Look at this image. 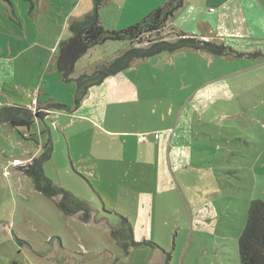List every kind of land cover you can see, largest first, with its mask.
Wrapping results in <instances>:
<instances>
[{"label":"rangeland","instance_id":"obj_1","mask_svg":"<svg viewBox=\"0 0 264 264\" xmlns=\"http://www.w3.org/2000/svg\"><path fill=\"white\" fill-rule=\"evenodd\" d=\"M119 1L106 5L108 29L140 23L152 7ZM94 10V0L0 3V103H32L46 117L30 132L0 126V264H240L249 205L264 201V52L256 51L264 42L224 29L243 56L136 61L126 80L93 87L77 104L76 83L58 72L59 46ZM129 47L97 46L75 74ZM111 93L127 101L112 104ZM175 129L176 143L184 133L195 141L190 159L170 150ZM50 139L45 174L91 206L88 223L60 213L59 199L19 171ZM123 219L134 233L125 246L112 235Z\"/></svg>","mask_w":264,"mask_h":264},{"label":"trees","instance_id":"obj_2","mask_svg":"<svg viewBox=\"0 0 264 264\" xmlns=\"http://www.w3.org/2000/svg\"><path fill=\"white\" fill-rule=\"evenodd\" d=\"M95 10L83 21L71 25L73 37L60 44L57 68L59 74L67 82L77 85L76 102L80 104L89 91L103 84L106 79L117 76L129 68L136 61L149 60L164 54L174 55L183 51L202 52L215 57H241L242 54L225 45L207 42L186 35H174L176 40L165 36L169 21L181 9L185 0H168V2L150 14L142 22L126 29L115 31L104 27L100 10L110 0H94ZM12 0H0V3L11 4ZM34 6V4H32ZM108 42H126L130 47L127 51L110 62L98 65L91 74H83L74 79L77 63L87 53ZM259 55V54H258ZM45 115L25 106L0 107V126L12 125L16 130L30 132L35 120L44 119ZM53 143L50 139L40 157L33 159L31 164L19 167V171L30 178L34 188L50 200L55 201L60 213L65 216L81 215L84 222L88 223L93 218L91 206L73 193L56 185L44 171L45 164L52 159ZM123 227L115 230L112 235L125 246V241L134 238L132 225L123 219ZM240 264H264V201L254 200L249 205L246 226L238 243ZM170 261V258L168 259Z\"/></svg>","mask_w":264,"mask_h":264},{"label":"crops","instance_id":"obj_3","mask_svg":"<svg viewBox=\"0 0 264 264\" xmlns=\"http://www.w3.org/2000/svg\"><path fill=\"white\" fill-rule=\"evenodd\" d=\"M129 2L131 4L138 5H151L152 7L149 9L147 13L148 15L146 16L147 18L158 8L164 6L168 2V0H120L119 4H128ZM109 3H111L110 5H112L116 3V0H110ZM202 4L205 5L201 6ZM105 13H109L106 5H104V7L100 10L101 20L104 27L106 28V20H103ZM132 25L122 27L121 29L117 30L108 28L106 29L119 31L126 29ZM119 26L123 25L119 24ZM167 27L170 28L168 34L173 35L172 37H174V35L176 34L186 35L189 38H197L207 42L222 43L225 46L233 47V49H235L234 45L228 43L225 36H220V32L222 30H230L231 32L229 36L231 38L239 36L248 40L252 39L264 42V0H206V2H203L202 0H185L183 7L175 13L174 17L169 21ZM170 30H173L174 34H172ZM256 51L260 53L264 52L263 49H257ZM89 52L87 53V55L89 54ZM191 53H200L204 57L208 56V54L202 52L183 51L171 55L170 57L173 60L177 59V57L185 59L184 57ZM149 60L144 61L147 62ZM80 61L77 63L76 69ZM170 63L174 64V62ZM132 70L133 68L129 69V71ZM75 73L74 76L76 77L74 79L79 78V75ZM124 74L125 73H121V75L119 74L117 76L110 77L106 79L104 83H109V81L111 82L115 79H117V81L120 83L119 76H121L120 80H126ZM89 95L90 93H88L86 97L87 99L92 97ZM109 97L112 104L127 101V96H113V94L111 93V96ZM0 105V107H2L1 103ZM27 107L33 110L34 106L31 103L27 104ZM175 136L176 129L173 136L171 135V137L166 139L170 150H177L176 152H179V155H175L177 156V159H181L183 157V154L187 156L188 159H190V149L193 146L192 142L195 141H193L191 137H186V133H184L182 136L178 137L179 141L176 143ZM186 150H188V152H186ZM170 159L172 161L171 155Z\"/></svg>","mask_w":264,"mask_h":264}]
</instances>
